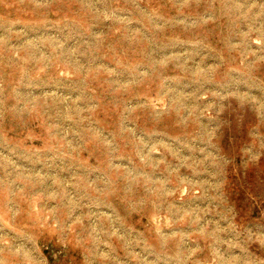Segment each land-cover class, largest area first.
<instances>
[{"label": "rangeland", "instance_id": "obj_1", "mask_svg": "<svg viewBox=\"0 0 264 264\" xmlns=\"http://www.w3.org/2000/svg\"><path fill=\"white\" fill-rule=\"evenodd\" d=\"M0 264H264V0H0Z\"/></svg>", "mask_w": 264, "mask_h": 264}]
</instances>
